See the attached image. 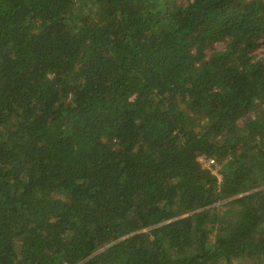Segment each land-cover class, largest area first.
<instances>
[{"label": "trees", "instance_id": "16d2710c", "mask_svg": "<svg viewBox=\"0 0 264 264\" xmlns=\"http://www.w3.org/2000/svg\"><path fill=\"white\" fill-rule=\"evenodd\" d=\"M261 47L264 0H0V264H264Z\"/></svg>", "mask_w": 264, "mask_h": 264}, {"label": "rangeland", "instance_id": "374dc122", "mask_svg": "<svg viewBox=\"0 0 264 264\" xmlns=\"http://www.w3.org/2000/svg\"><path fill=\"white\" fill-rule=\"evenodd\" d=\"M220 49H222V44H215L214 47H213V49L212 50H209L208 53H211L213 51H218ZM263 52H264V47L263 48L261 47L260 49H258L256 51V54H257V56H261L263 54ZM218 168L219 167L216 166V167L211 168V170H212V172L214 174H216L219 177V175L217 173ZM242 264H244V263H242ZM249 264H257V261L256 262H250Z\"/></svg>", "mask_w": 264, "mask_h": 264}, {"label": "built area", "instance_id": "2783aa9c", "mask_svg": "<svg viewBox=\"0 0 264 264\" xmlns=\"http://www.w3.org/2000/svg\"><path fill=\"white\" fill-rule=\"evenodd\" d=\"M198 161L203 167L210 168L211 166H214V161L210 159H206L204 157H199Z\"/></svg>", "mask_w": 264, "mask_h": 264}]
</instances>
